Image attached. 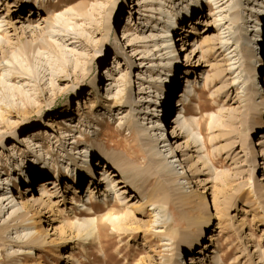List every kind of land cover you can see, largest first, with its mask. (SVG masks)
<instances>
[{"label": "rangeland", "instance_id": "374dc122", "mask_svg": "<svg viewBox=\"0 0 264 264\" xmlns=\"http://www.w3.org/2000/svg\"><path fill=\"white\" fill-rule=\"evenodd\" d=\"M162 1H165L166 15H171L172 24L170 27L165 24L167 31L159 33V38L171 41L167 40L157 48L152 46L153 41H148L149 38L133 43L127 41L131 35L166 30L162 27L165 14L159 10L154 11L150 20L153 22L142 28L145 14L134 5L137 0H0V43L8 36L11 44L4 48L5 54L0 52V60L4 64L12 58L13 51L18 53L17 60H12L11 77L3 78L0 70L3 80L0 82V161L6 164L3 178L8 176L11 180L6 197L14 201V208L18 207L19 211L12 213L8 209L7 213L0 214L3 236L0 235V264H192L189 263L191 256L200 264H264V147L257 145L264 133V67L259 71L264 64V18L261 19V50L255 49L253 41L247 46L236 42L238 32L232 33L228 40L230 48L225 50V46L215 39L222 28L218 30L217 22H212L218 18V9L211 0L210 5L205 0H202L203 6L195 5L201 12L190 19H181V23L175 22V14L181 8H187L185 0H176L174 7L170 6V0ZM250 2L241 0L238 19L236 15L235 18L231 16L237 7L229 9V3L224 8L228 9L225 18L228 23L233 21L230 19H236L243 24V39L254 34ZM177 6L179 9L175 10ZM29 8H38L33 25L38 21L39 26L33 31L22 32L26 22H17L16 14ZM68 9L70 11L66 12ZM28 15L26 11L24 18ZM190 23L193 24L191 32ZM179 38L186 42L184 48L189 61L185 60V52L179 51L182 43L177 40ZM194 39L198 40V45L208 41L203 51L209 50L201 58L200 51L196 53V45L191 47L196 42ZM166 45L169 48L162 49ZM147 49L151 51L147 53ZM172 49L169 55L164 54ZM144 55L154 62H141ZM167 58L171 60L167 61ZM170 65L177 68L174 69L179 81L177 86L187 84V78L193 84L196 82L195 91L188 89L192 100L185 103V111L187 117L192 115L194 120L203 121V137L207 140L199 154L203 155L201 159H205V165L203 160H197L196 152H193L196 147H193L192 162L197 173L192 178L185 164L184 168L178 162L175 164L185 183L183 186L173 184L174 200L171 203L165 202L167 192L163 183L144 177L133 184L131 191L125 190L124 205H120L118 197L110 195L109 205L119 204L113 207L111 220H103V228L93 237L84 236L85 232L80 237L71 223L78 224L85 219L76 215L80 210L87 211L79 202L87 199L85 193L92 176L94 182L100 179V167L95 165L90 174L87 173L89 176L83 172L81 179L72 182L66 179L62 163L72 154L77 160L90 159V155L83 157L85 146L90 149L101 147L105 152L121 150L114 146L105 148V142L120 141L126 147H146L144 141L129 133L130 122L140 119L142 127L147 126L151 131V120L142 119L139 108L134 107L132 119L126 115L120 123L118 117L131 110L120 101L127 96L131 101L138 99L139 82L141 78L145 81L149 67H154L153 73L162 75L161 80H170L169 71L164 70ZM139 66H144L142 77L137 75ZM184 69L188 71L187 77H184ZM204 75L206 80H203ZM252 87L257 91L253 97ZM118 95L123 96L121 100L117 99ZM121 111L123 114H117ZM166 118L163 133L168 137L171 122ZM186 126L184 130L188 133L191 130ZM64 130L73 138L62 144L64 140L58 138ZM199 137H196L198 144L202 141ZM36 142L40 146L38 149L48 157L49 168L52 171L58 169L62 175L57 182L50 172L45 176L25 177V182L21 183L18 178L22 176L10 168L17 167L14 160L23 172L28 165L32 166L30 162L35 153L30 148ZM11 152L13 158H9L11 166H8L5 158ZM178 158L181 159L180 154ZM142 161L140 158L141 164ZM54 163H57L56 167ZM69 163L66 164L70 168ZM42 166L37 167L41 169ZM74 173L72 170L71 174ZM127 177L128 174L122 176L124 185L129 181ZM53 182L62 195L61 215L54 219L55 223L39 205L41 198L48 197V193H43L44 187L50 190ZM75 188L78 192L74 194ZM185 191L192 200L187 209L180 204ZM150 194L159 196L153 205L148 202ZM72 196L77 199V204L70 202ZM96 204L104 206V210L93 217H107L110 207L101 197ZM153 207L164 215L156 222ZM206 219L207 229H203L205 224L201 226V239L188 249L189 240L198 232V221ZM113 222H122V227L128 230H118ZM34 224H37V233L32 228ZM23 228L28 229L22 232ZM210 233L215 239L208 242L209 248H205L204 240ZM17 234L22 238H17ZM27 239H34V243L25 244ZM200 250L202 252L197 253Z\"/></svg>", "mask_w": 264, "mask_h": 264}, {"label": "bare ground", "instance_id": "6f19581e", "mask_svg": "<svg viewBox=\"0 0 264 264\" xmlns=\"http://www.w3.org/2000/svg\"><path fill=\"white\" fill-rule=\"evenodd\" d=\"M175 1L176 0H170V6L174 7ZM189 1H191V5H188ZM211 1L216 5L215 8L218 9V11H217L218 18L212 22H217V25L216 24L215 25L219 26L218 30H220L222 28L220 33L217 34V38H215V39L218 40V42L221 44V46H225V50H228L230 48L228 46V43H229L228 40L232 38L231 35L233 32L234 33L238 32L236 35L237 39L235 38V36L233 37V38H235L236 42H240L241 44L244 43V45L246 44V46H247L248 43L253 41V44L255 45V49H257L258 51L261 50V47H262L261 19L264 18L263 14H262V13H264V5H263L264 0H251V2H250L251 3L250 4V8H251L250 9L251 10L250 11V20H251V22L254 21V23H255L254 24V34H253V37L246 38V39H243V35L241 34V30L243 29V24L238 23V21L236 20L239 18V14H240L239 13V5H240L241 0H211ZM164 3H165V1H162V0H137V4H134V5L135 6L138 5L139 6L138 8L142 9V11L144 12L143 14H145V18L143 19L145 21L142 22V28L146 27L147 24H151L153 22L150 20L152 18V15H154V11H156V10H159L160 11L159 13H162L163 15L165 14L162 17V19H164L166 17L165 20H163V22H162L163 23L162 27L166 28L165 24H167L168 27L171 26V24H172L171 19L172 18H171V15L170 16H169V14L166 15L167 9H165ZM182 3L183 2H181V4H180L181 6H182ZM184 3L186 4L187 8H185V9L181 8L180 12L179 11L176 12L175 22L181 23L182 22L181 19H184V20L190 19V17H192L193 15L201 12V10L198 7H195V5H202L203 6L202 0H185ZM205 3H208L209 5L211 4L210 0H205ZM229 3H231L230 6L228 7L229 9H232L233 7H235V8L237 7V9L234 8L235 11H233L231 14L232 18L233 17L235 18V15L237 17H236V19H230V20H233L230 23H228V20H225L226 11L228 9L224 10V8L226 6L225 4L228 5ZM177 9H179V6H177L175 8V10H177ZM26 11L29 12V15L25 19L24 17H25ZM67 11H70V9L66 10V12ZM38 12H39L38 8H37V10H33V8H29L28 10L24 9L21 12H18L16 14L17 15V22H19L21 24H25V22H26L25 25H22V27H23L22 32L23 31L24 32L25 31H33V29H35L36 26H39L38 21H36L35 25H33V21H34L33 16H35ZM155 25H156V23H155ZM189 27H190L189 32H191V29L193 28V24L190 23ZM233 29H234V31H232ZM3 31H5V30L3 29ZM166 31H167V28L164 31L156 29V33H153V31H151V33L149 35H145L143 33L141 35H139V34L138 35H131L132 38L127 39V41L129 43L130 42L133 43V41H136L139 39L143 40V39L149 38L151 40H148V41H153L152 46L158 48L163 44V42H166L167 40L171 41V39L159 38V33L164 34ZM182 31L185 32L187 30H182ZM6 33H7V31H6ZM2 37H4V36H2ZM155 37L157 38V40L155 39ZM185 37H187V34L185 35ZM177 40H180L182 42L181 48L179 51L185 52L187 50L186 48H184L186 42H183L184 39H182V38L181 39L179 38ZM194 40H196V39H194ZM194 40H193V42H194ZM207 42L208 41H203V42L199 43V45H198L197 44L198 40H196L195 43L191 44V47L196 45V49H197L196 53H198L200 51V54H199L200 58L203 57L202 55L204 52L206 53L207 50H209L208 48H206L205 51H203L204 50L203 48L206 46V44H208ZM214 42H216V41H214ZM6 46H8V48H9V46H11L10 39L8 36H5L3 43L2 42L0 43V52L5 54L4 48H6ZM167 48H169V46L166 45L162 49L167 50ZM196 49L191 50V51L194 52ZM150 51H151V49H147L146 52L149 53ZM232 51H230L229 53H231ZM171 52H173V49L170 51H166L164 54L169 55ZM153 54L155 55V53H153ZM184 56H185V60L189 61V56L187 55L186 52H185ZM11 57L12 58L7 59L6 63H4V64L2 63L3 61L1 62V60H0V70L3 71L1 74L3 78L8 76V75L11 77V74L9 72L11 69V65H13L12 60H17V58H18L17 51H13L11 54ZM4 59H5V56L2 58V60H4ZM144 60H148L147 63L148 62H154L152 59H150L149 57H146V56L142 57L141 62H143ZM169 60H171V58H167V61H169ZM139 67H140V71L137 75L142 77V75L144 76V73L142 72V67H144V66H139ZM262 67H264V64H263V66H260L259 71H261L263 69ZM153 68L154 67H149L146 70L148 72V75L147 76L145 75V81L143 82V78H141V80L139 82V87H138V92H137L138 99L136 101L135 100L131 101L130 99H128L129 97L127 96L124 100L120 101L122 104L129 105L131 107V110L129 109L128 114H125L123 116L118 117V119H120V121H119L120 123L121 122L123 123L122 120H123V118L126 117V115H128V117H130L132 119V117L134 115L131 112H132L133 108L136 107V108H139V110L141 112L140 114L142 115V119L151 120V122H150V123H152V126H151L152 128H150L151 131L148 130L147 126L142 127L143 124L141 125L140 119H134V121L132 120V122H130L132 124V126H131L132 129H131V132H129V133L135 139H137V140L141 139L142 141H144L143 144H144V146L146 145V147H144V148L138 147V146H136V147H131V146L128 147L127 146L126 147V146L122 145L120 143V141H116L113 143L105 142V144H104L105 148L110 147V146H114L115 148H118L121 150L119 152H105L103 150V148H101V147H97L96 149L95 148L90 149V147L85 146V147H83V149L85 150V155H83V157L90 155V159L80 160V158H79L77 160V158L74 157V154H72L68 158H66V160H65L66 162L62 163V166L64 167V170H65V172H63V173L66 174V179L68 181L72 180V182H76L79 178L81 179L83 177V175H82L83 172L86 173V177H87V175L90 174L91 169H93L95 167V165H96V167L97 166L100 167V168H98L99 172H100V179H98V181L94 182L95 179L92 176L91 181L89 182L87 189H86V193H85L86 194L85 196L87 197V199L86 200L82 199L79 202L80 205H82V207H85L87 211L80 210L78 212V214H76V215L84 216L85 219L81 223H78V224L77 223L74 224V222L71 223L72 225L69 224L72 227H74L76 231H78L77 235H80V237L83 235L86 237L87 236L93 237L95 234H98L100 232L99 231L100 228L102 226H104L103 220H105L106 222L108 220H111V216L114 214L113 207H115L119 204L118 203H111L109 205V201H110L109 196L110 195H113L114 198L118 197L120 205H124L125 199L127 197L125 195V190L131 191L133 188L132 187L133 184L137 183L138 181H141L145 177V179L146 178L147 179H153L154 181H156V183L158 181L159 183H163L166 186V187H164V190L167 192V197H166V200L165 199L164 200H165V202H167L169 204L174 200L172 197V194H171L172 191L174 190L173 184L176 182L178 186H183V182H184V181L182 182L183 177H181L179 169L177 168V166L175 164L178 162L182 168H184L186 166L187 171H189L192 178H194L195 173H197V168L194 165V162H192L193 161L192 160L193 152H196V158L198 161L203 160L202 161L203 164H204V162L206 163V161H204L205 159H201V157L203 158V155L201 156L199 154V150L206 146V140H207V139L205 140V138H204L205 136L203 135L204 132H203V126H202L203 121L202 120L196 121V120H194L192 115H190L188 117L186 115H184L183 119H180L177 126L173 125V122H171V126H170L171 131L168 134V137H165V134L163 133V127L165 126L164 125V119L166 118V115H167L165 112V102H166V98L174 92V89L177 87V85L179 83V81L175 77V73H174V69H177V68L175 66L173 67L172 65H170V67H168L166 69L164 68V70L169 71V73H170V75H168L170 80H168V81L167 80L166 81L161 80L162 75H160V73H157V72L153 73ZM183 73L185 75L184 77L188 76V71L186 69H184ZM167 78L168 77H166V79ZM205 78H206V76L204 75L203 80H206ZM159 81H160V83H159ZM0 82H3V80H1V78H0ZM156 82H158V83H156ZM145 83H147L146 86H145ZM186 83L188 85V88H192V90H191L192 92L195 91L193 87L197 86L196 82L193 84V82H189V80L187 78ZM252 89H254V92L251 94V96L253 97V96H256L257 91L253 87H252ZM163 90H165V91H163ZM157 94H161V95L159 96ZM122 97L123 96L120 97L118 95L117 99L121 100ZM190 100H192V97L189 98V101ZM114 101H116V100H114ZM184 107L186 108L185 105H184ZM117 114L121 115V114H123V112L121 111ZM211 121H212V123H214L213 120H211ZM146 125H147V122H146ZM186 125L188 126V128H190L189 130H191L188 133H186L184 130ZM211 126L212 125H209V127H211ZM69 127H73V126H70V124H69ZM71 131H73V130H70V132ZM66 132H68V131L64 130L63 135L58 138L59 141L61 139L64 140L62 144H64L65 141H68L69 139L73 138V137L72 138L70 137V135H71L70 133L65 134ZM194 133L196 134V136H194L195 135ZM199 135L202 137H199ZM190 136H191V138H189ZM197 136L199 138H201L200 141L202 140L199 143L200 144L199 147H197L199 145L198 139H196ZM170 138H171V140H170ZM259 139H260V141L257 142V145H263V147H264V133L260 136ZM84 140L86 142H88L87 138H85ZM167 140H170L171 142L169 141V143H167ZM75 142L78 143L77 140ZM35 144H37V145L35 146ZM62 144H61V146H62ZM33 145H34V147L30 148V150L35 153L34 156L32 157V162H30V165H32V166L28 165L25 169V172H23V170H22L23 168H21L19 166V163H17V161L14 160V163H15V165H17V167H15V168L10 167V168H12V171H15V169H16V171L19 172L18 176L19 175H20V177L22 176V178H18V180L21 183L25 182V177L45 176V175H49L50 172L53 173L52 179L55 182H57V179L62 176L60 174L59 170L57 169L56 171L55 170L52 171V169L49 168V166L47 165V162H46L48 157H45V154H43V151L38 149V147H40L38 142L34 143ZM131 145H133V144H131ZM193 147L194 148L196 147V150L191 152ZM131 148H132V150H131ZM73 149H76V147H74ZM9 150L12 151V149H9ZM178 154H180L181 159L178 158V160H177L176 158H177ZM80 156H81V154H80ZM9 158H13L12 152L9 154V156H7L5 158V161L8 159V166H11L9 164ZM140 158H142L144 160V161H142V164H141V162H139ZM95 159H96V162H95ZM101 160H104V163H101ZM20 161H22V159H20ZM68 161L70 162L69 163L70 168L68 167V164H66ZM71 161H73V164H71ZM80 161H81V163L79 164ZM202 162H201V164H202ZM40 164H43L41 169H40V167H37ZM56 164L57 163L53 164L54 167H56L55 166ZM183 164H185V166H183ZM5 166H6V164L2 163L0 161V214L1 213H3V214L7 213L8 209H10L12 213H15V211H18V207L14 208L16 206V204L13 203L14 201L12 199H9V197H6L9 182L11 180H8V176L3 178L4 172H2V171H3V168ZM72 170L75 171L74 175L71 174ZM187 171L185 170V172H187ZM126 174H128L127 179L129 181L127 184L124 185V181L122 179V176L126 175ZM55 182H53V186L50 187V190L47 189V187H44L43 193H48V197L44 200H41L42 199L41 198L39 201L40 204L38 202V204L40 205V209H42V211H44V213L49 214V217L52 219L53 223H55L54 222L55 218H60V215H61L60 206L62 205V203H61L62 195L60 194V191H58L57 184ZM190 183H193V181H190ZM10 185L13 186V184H10ZM121 188H124V191L121 192L120 191ZM77 192H78V188H75L74 194ZM185 193L186 194H182L183 196L180 199V204L185 209H187V208H189V205L192 202V200L190 201V194L189 193L187 194L186 191H185ZM97 194H98V196H97ZM151 196H152V194H150V197L148 198V202H150V205H153L155 202H158L155 200H158L159 196L158 195L157 196L154 195L152 197ZM99 197H101V199L104 200L105 205H108L110 207L109 211H108V215H107V217H104V219H98L97 217L96 218L93 217L100 210H104V206H97V204H96V201H97V199H99ZM160 199H162V197ZM71 200L72 201H70V202L77 204V199H75L73 196H72ZM6 201H7V203H5ZM8 204H11V205L7 206ZM78 206H79V204H78ZM152 212H154L155 213L154 216H156L154 222H156L157 220L162 219V217H164V215H161V210L157 209L156 207L152 208ZM18 213H19V211H18ZM17 218H18V216H17ZM20 218H22V217L20 216ZM64 219H68V218L65 217ZM118 221L120 222V220H118ZM119 222H116V223L113 222V226L117 227L118 230H122V231L126 232L128 229H126L125 226H124L125 228H123L121 225L122 222L121 223H119ZM198 222L200 224V226H197V228H196V230H198V232H197L196 236H194V238H191L189 240L188 249H192L193 243H196L199 241V239H201V236H202V234H201L202 227L201 226L205 224L203 226V229H207V225H208L207 219L204 221L202 220V221H198ZM32 228H33L35 233L39 232L37 230V224H34V226ZM27 229L28 228H23L22 232H25V230H27ZM83 232H85V233L82 235ZM1 234L2 233H0V235ZM20 235L21 234H17V238H20V237L22 238V236H20ZM214 239H215V237H213V233H210L208 239L204 240V241H206L204 243V247L209 248L211 244H209L208 242L209 241L213 242ZM33 240L30 239L25 244H27V243L32 244V243H34ZM189 252L191 253L190 250H189ZM201 252L202 251L200 250L197 253H201ZM217 253L218 252L216 251V257H218ZM67 257L69 260L71 259L70 254ZM193 259H194V257L191 256L189 263L200 264L199 261L194 262ZM217 261H218V259H217Z\"/></svg>", "mask_w": 264, "mask_h": 264}]
</instances>
